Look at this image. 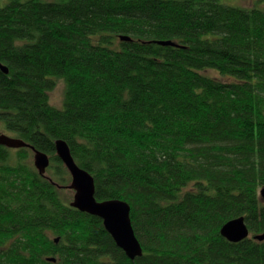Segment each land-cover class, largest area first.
Returning a JSON list of instances; mask_svg holds the SVG:
<instances>
[{
	"label": "trees",
	"instance_id": "obj_1",
	"mask_svg": "<svg viewBox=\"0 0 264 264\" xmlns=\"http://www.w3.org/2000/svg\"><path fill=\"white\" fill-rule=\"evenodd\" d=\"M0 62V131L61 185L67 140L143 246L128 257L30 148L0 145V264H264V0H8ZM240 216L251 237L231 242Z\"/></svg>",
	"mask_w": 264,
	"mask_h": 264
},
{
	"label": "water",
	"instance_id": "obj_2",
	"mask_svg": "<svg viewBox=\"0 0 264 264\" xmlns=\"http://www.w3.org/2000/svg\"><path fill=\"white\" fill-rule=\"evenodd\" d=\"M121 39L131 41V38L127 35H122ZM158 43L164 46L176 44L172 40L158 41ZM0 67L6 74L9 73V68L1 62ZM0 145L10 149L30 148L33 152L34 166L38 168L41 175L48 177L55 185L61 188L73 190L72 207L102 218L104 227L111 237H114L118 247L125 250L128 257L134 260L137 256L143 255V246H141L132 224L131 205L122 198L99 200L95 196L97 190L95 177L76 162L67 140L58 138L55 140V146L56 155L62 160L72 177L68 185L56 183L48 175V167L52 163V157L48 152L30 144L24 138L11 136L3 131L0 132ZM262 196L264 197V189L262 190ZM221 232L226 239L236 243L251 237V230L243 216L226 222ZM253 238L264 241V233L254 235ZM55 240L57 243L60 242L59 238ZM47 260L50 262L56 261V258L50 257Z\"/></svg>",
	"mask_w": 264,
	"mask_h": 264
},
{
	"label": "rangeland",
	"instance_id": "obj_3",
	"mask_svg": "<svg viewBox=\"0 0 264 264\" xmlns=\"http://www.w3.org/2000/svg\"><path fill=\"white\" fill-rule=\"evenodd\" d=\"M7 1L8 0H0V3L5 5ZM234 2H236L237 4L242 5V6H253V5L256 4V0H234ZM211 73L214 76L215 75L216 76L219 75V74H217L214 71H211ZM225 80H226V78H225ZM55 84H56L55 87L49 93L50 99H51V103L56 105V106H58V107H62L64 105L63 102H64V99H65L66 84L64 83L63 79L62 80L61 79H56ZM30 158H31V161H32V164H33V162H34L33 152L30 153ZM49 167H48V172H51Z\"/></svg>",
	"mask_w": 264,
	"mask_h": 264
}]
</instances>
